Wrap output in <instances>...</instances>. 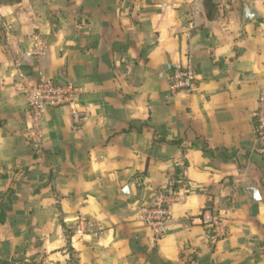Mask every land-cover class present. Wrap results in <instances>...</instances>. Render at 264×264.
I'll return each instance as SVG.
<instances>
[{"label": "crops", "instance_id": "crops-1", "mask_svg": "<svg viewBox=\"0 0 264 264\" xmlns=\"http://www.w3.org/2000/svg\"><path fill=\"white\" fill-rule=\"evenodd\" d=\"M205 3L0 0V264H264V0ZM176 63L192 90L169 91ZM39 71L85 88L45 113L41 148L24 90ZM157 188L162 236L139 219Z\"/></svg>", "mask_w": 264, "mask_h": 264}, {"label": "built area", "instance_id": "built-area-1", "mask_svg": "<svg viewBox=\"0 0 264 264\" xmlns=\"http://www.w3.org/2000/svg\"><path fill=\"white\" fill-rule=\"evenodd\" d=\"M44 51L45 45L42 38L35 35L34 45L27 51V56H39ZM38 75L35 82H27L24 90L31 121L28 131L34 145L41 148L45 137L42 126V118L45 113L53 108L71 106L85 88L73 82H58L43 71H39ZM20 76L23 79L26 78L23 72L20 73ZM196 78L197 72L192 64L176 63L173 65L169 77V91L172 94L190 91L195 87ZM254 117L257 119L256 138L264 152V84L259 91ZM171 193V190L167 188L154 189L151 202L144 205L139 213V219L145 222L156 236H162L166 231L171 215ZM85 226L86 221L81 220L77 231L83 232Z\"/></svg>", "mask_w": 264, "mask_h": 264}, {"label": "water", "instance_id": "water-1", "mask_svg": "<svg viewBox=\"0 0 264 264\" xmlns=\"http://www.w3.org/2000/svg\"><path fill=\"white\" fill-rule=\"evenodd\" d=\"M257 10L252 2H248L245 4V9H244V19L246 22H249L252 18H254L257 15ZM108 48V42L107 39L104 38L102 45H101V52L106 51ZM121 193L124 195H130L131 190L130 186H125L122 190ZM246 194H247V199L250 203L257 202L261 199L260 194L257 192V188L253 185H249L246 188ZM174 264H181V263H174Z\"/></svg>", "mask_w": 264, "mask_h": 264}, {"label": "trees", "instance_id": "trees-1", "mask_svg": "<svg viewBox=\"0 0 264 264\" xmlns=\"http://www.w3.org/2000/svg\"><path fill=\"white\" fill-rule=\"evenodd\" d=\"M205 5H206V7H207V9H208V12H207L208 17H209V18H212V11H213V8H214L213 0H206ZM67 82H71V81H67ZM254 120H255V131H256V129H257V119L254 118ZM67 250L70 251V253H71L72 255H74V250H73V248H72L71 246H68V247H67ZM73 260H74L75 262H78V261H76V259H75L74 257H73ZM0 262H1V258H0Z\"/></svg>", "mask_w": 264, "mask_h": 264}]
</instances>
